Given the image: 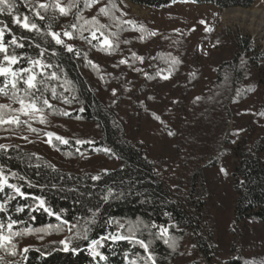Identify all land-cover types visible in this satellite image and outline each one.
Wrapping results in <instances>:
<instances>
[{"label":"trees","instance_id":"1","mask_svg":"<svg viewBox=\"0 0 264 264\" xmlns=\"http://www.w3.org/2000/svg\"><path fill=\"white\" fill-rule=\"evenodd\" d=\"M124 1L147 9H160L173 3V0ZM255 1L196 0L193 3L220 9H247ZM9 3L14 5L11 13L6 5L0 6L5 9L0 12V27L6 26L4 43L9 55L25 57L13 68L28 67L26 57L51 64L52 67L45 69L36 79L43 81L38 87L52 107L38 102V106L44 109L45 123L29 116H14L11 108H0V117L6 121L0 123V145L6 146L0 149V167L8 177V183L20 187L27 197H21L8 187L0 192V203H4L9 196L15 197L7 202V212H0L5 231L9 216L23 221L14 225L13 231L58 225L55 216H49L42 209L32 211L29 207L38 204L33 196L41 197L54 212L65 210L61 216L68 224H77L81 231L86 226L90 227L89 239L118 232L126 235L130 222L142 221L149 227L141 225L136 235L146 242L153 241L150 251L155 253L157 264H199V259H191L187 242L198 240L197 246L205 259L212 260L214 244H210L200 230H205L212 239L213 233L208 230L210 225L215 227L217 223L215 220L213 223L206 206L210 199L220 195L211 188L219 178H226L228 183L231 181L229 188L232 196L222 200L221 204L232 206L235 221L241 225L253 222L264 226V135L249 142L256 120L264 117L260 115L264 112V94L259 105L253 104L242 112L258 90L257 84L249 77H252L257 62L264 59L263 56L253 58L244 54L236 65H231L233 60L225 62L218 67L217 76L206 90L199 96L190 97L201 83L202 67L192 59L194 54L189 50L184 35L177 32L149 35L152 31L143 22L121 15L118 0H99L91 7L85 6V0H9ZM69 4L75 6L68 9ZM113 4L115 7H112ZM101 7H108L110 15L101 14ZM60 8L68 10V14H61ZM17 16L22 22L24 17H28V23H35L37 28L29 30L15 23L14 17ZM93 17L98 24L85 23ZM127 21L135 22V28ZM73 25L76 27L73 28ZM99 25L105 27L100 28ZM140 26L144 31L137 30ZM53 32L60 33V38L74 51L68 52L63 45H57L50 35ZM65 32H71L72 38L64 36ZM92 32H96L100 40L107 37L115 50L111 54L98 50V41L92 38ZM13 37L17 44L24 47L11 44ZM41 49L46 50L43 56L40 55ZM132 53L144 57L143 62L133 61ZM3 55L0 53V60H3ZM171 57L178 58L180 63L173 65ZM89 60L99 66V71L88 64ZM121 60L128 63L119 64ZM170 69L168 79L156 75L157 72L168 75ZM34 71L39 73L40 69ZM52 72H56L59 79L51 78ZM145 73L154 78L148 79ZM3 85L4 79L0 77V87ZM17 87L20 91L12 89L9 84L7 94L0 93V100L14 104L19 103L17 97H23L27 102L30 97L25 95L26 85L19 82ZM52 88L56 89L55 99L52 98ZM249 88L254 90L247 91ZM113 89L116 90L115 95ZM239 90L244 91L238 94ZM65 97L71 102L65 103ZM153 113L160 120L155 119ZM230 115L233 125L243 122L241 129L246 137L233 142L232 138L237 133L230 132L226 148L213 158L215 150L220 149L219 141ZM244 116L249 117L244 121ZM142 118L152 129L155 125L158 127V144L170 152L168 162L177 161L174 169L176 172L182 170L180 180L175 178V181L172 176L162 178L157 174L156 170L162 162L152 160L147 149L133 139L141 128H145V125L141 126ZM16 119L20 121L18 124L10 122ZM76 123L83 124L86 130L69 131L63 127ZM33 128L38 131H32ZM169 131L174 135H169ZM49 132L65 138L68 143L61 144L54 139L53 147L47 143L46 133ZM77 140L91 143L77 144ZM105 148L111 149V152L103 151ZM229 153L235 160L230 173L225 168ZM202 161L206 164L200 167ZM221 168L226 170L227 175L221 172ZM216 170L219 171L218 177L213 179ZM13 172L17 175L12 176ZM95 176L100 179H93ZM169 180L174 181V188H171ZM29 181L32 187L28 186ZM180 182L182 185L185 182L188 189V194L180 199L184 210L179 204ZM197 182L202 186L199 195L196 194ZM106 195L107 200L104 199ZM17 207H24V211L17 212ZM93 212L97 213L96 223L86 225ZM109 220L118 223L109 224ZM153 222L157 226L176 225L169 227V234L176 239L174 250L157 239L158 227H150ZM119 224H125V229H120ZM75 232L76 229L69 231L68 225H60L59 231H32L13 237L16 254L0 249V264H128V260L134 259L137 254L146 255L138 245L133 247L126 240L111 239L103 240V247L98 249L107 260L93 258L87 250L88 241L84 240L73 239L70 247H78L80 250L77 252L62 250L64 246L60 242L74 237ZM25 248L29 249L27 253L23 252ZM227 264L242 262L236 259L229 260Z\"/></svg>","mask_w":264,"mask_h":264},{"label":"rangeland","instance_id":"2","mask_svg":"<svg viewBox=\"0 0 264 264\" xmlns=\"http://www.w3.org/2000/svg\"><path fill=\"white\" fill-rule=\"evenodd\" d=\"M37 1L43 2L44 0ZM118 9L125 18L143 22L145 26L152 32H155L157 36L169 32H177L178 34L184 35L189 50L194 54L192 59L202 67L201 83L199 87L192 92L190 97L199 96L206 90L209 83L217 76L218 67L225 64V62L230 63L233 60L231 65H236L239 57L244 54L253 58H260V56L264 57V37L259 39L254 35L252 29L242 25L240 26V22L235 18H229L234 15L232 11L264 9L263 0H256L252 7L247 9L240 7L220 9L213 5H199L191 1L181 2V0H177L164 8L147 9L128 1L118 0ZM227 12H230V14ZM202 20L205 22L204 24L200 23ZM206 28L211 30L206 31ZM193 29L195 30L193 31ZM249 80H253L252 82L257 84L258 90L254 92L249 102L242 108V112H245L247 108L250 109V106L253 104L259 105L260 102H262L261 97L264 94V59H260L257 62V67L253 70L252 77H249ZM0 105H7L8 107L6 108H11L14 116L27 117L22 112L16 111L20 109V103L9 104L0 100ZM41 115L42 113L36 114L37 117ZM42 116L44 117V115ZM247 117L249 116H244L243 120L245 121ZM142 119L141 126L143 127L145 125V128H141L139 133L133 136V139L140 142L144 149H147L152 160L160 163L162 162L163 166L162 164L159 165L156 170L157 174L162 178L172 176L174 180L175 178L180 180L179 176L181 175L182 177L183 172L181 169L177 172L174 169L177 161H171L172 163L168 162V158L171 156L170 152L164 150V147L162 148L161 145L158 144V135L156 133L158 127L155 125V129H152L150 127L151 125L145 121V118ZM241 126L243 127V122L233 125L232 116L230 115L227 127L219 141V145H221L220 149L215 150L213 158L220 155V150L222 148H226L225 144L230 132L232 133L235 131V133H237V135L232 138L233 142L246 137V134L242 132ZM63 127L69 131L86 130V127L79 123L71 125L65 124ZM253 128V135L249 142L254 140L257 136L260 137L264 135V117L256 120L255 127ZM0 143H2V141ZM232 147L234 148V146ZM225 160V168L228 173H230L232 164L235 163V160L232 158L231 154L228 155ZM205 164L206 161H202L200 167H203ZM218 172L217 170L214 172L213 179L214 177H218ZM169 181H171L169 182L171 188H174V181ZM184 183L182 185V182H180L181 186H179V204L183 207V210L185 206L180 199L188 194V189ZM229 183L226 182V178H221V180L219 178L216 185L214 184V186L211 187L214 192L220 193L219 197H216V195L210 199L206 206L208 209L207 212H210V216L213 218V223L214 220L217 223L215 227L210 225V230H208L213 233L212 239L205 230H200L203 236H207L205 237L207 238L206 240L209 243L211 242L210 244H214L215 250H213L212 253V260L209 261L205 259L202 251L197 246L198 240L193 241V243L187 242L191 259H199V264H227L229 260L236 259L241 261L242 264H264V226L253 222H247L243 225L238 224L235 221L232 206H226V203L221 204L222 200H228L232 196ZM201 193L202 186L197 182L196 194L199 195ZM191 245H193L192 248Z\"/></svg>","mask_w":264,"mask_h":264},{"label":"snow or ice","instance_id":"3","mask_svg":"<svg viewBox=\"0 0 264 264\" xmlns=\"http://www.w3.org/2000/svg\"><path fill=\"white\" fill-rule=\"evenodd\" d=\"M173 2H176V0H173ZM181 2H189V0H181ZM191 2H196V0H191ZM96 3H99V0H85V6L86 7H91L93 4H96ZM2 5L7 6V10L9 13L12 12L14 5L9 3V0H0V6H2ZM74 6H75L74 4H69L68 9H71ZM40 7L43 8V7H45V5H40ZM57 7H59L58 4H57ZM112 7H115V5L113 4ZM4 10H5L4 7H0V12H3ZM60 12L63 15L68 14V10H66L65 8H60ZM99 12L103 15H106V16L110 15V9L108 7H101L99 9ZM14 22L17 24H22V26L24 28L29 29V30L37 28V25L35 23H31V24L28 23V17H24L23 22L20 20V18L18 16L14 17ZM85 23L86 24H98V21L96 20L95 17H93L91 21H85ZM126 23L132 24L133 28H135V22L127 21ZM200 23L204 24L205 22L202 20V21H200ZM72 27L75 28L76 26L73 25ZM99 27L104 28L105 26L99 25ZM137 30L144 31L143 26H140V28ZM194 30L195 29H193V31ZM205 30L210 31L211 29L206 28ZM5 31H6V26L0 27V53L4 54L3 60H0V77L4 78V85H3V87H0V93L7 94L6 90L8 89L9 84L11 85L12 89H14L16 91H20V89L17 87V85L19 82H22L24 85H26V87L24 89L25 95L27 97H30V99L26 102L25 98L17 97V100L20 103L21 107H20V109H18L16 111L22 112L26 116H31V118H38L40 123H45L46 121L42 115L39 117L36 116L37 113H42L44 111L43 107L38 106V102L42 101V104L49 107V108H51L52 105L49 103L48 99L43 96V93L40 92V88L38 87V85L43 84V81L37 80L36 77L38 75L43 74L44 70L47 68H51L52 65L45 63L42 59H33L32 57H26V59L28 60L29 66L14 69L13 65L18 64L20 62V60L25 59V57L17 56L16 54H11V55L8 54L7 45L4 43ZM50 35L55 40V43L57 45H63L68 52L74 51V49L71 45L65 44L64 40L60 38V33L53 32V33H50ZM100 35L103 36L104 35L103 32H101ZM113 35H115V34H113ZM149 35H156V33L152 32V33H149ZM64 36H67L70 39V38H72V33L71 32H65ZM91 36L93 39H96L98 41V45H97L98 50L108 52L109 54H111V52L115 50L112 42L109 41L107 37H104L103 40H100V38L96 35V32H92ZM81 38L83 39L85 37L81 36ZM89 42H91V41H89ZM125 43H128V41H125ZM11 44H15V45H17V47H24L23 44H17L15 37H13V39L11 40ZM37 47H39V45H37ZM116 47H118V45H116ZM45 51H46L45 49H41L40 55L43 56ZM52 54L56 55L55 52H53ZM77 55H79L78 52H77ZM132 59H133V61L139 60L140 62H143L144 57H140V56H137L136 53H132ZM5 62H7L6 65H5ZM171 62L173 65L180 63L179 59L176 57H171ZM126 63H128L127 60L119 61V64H126ZM88 64L91 65V67L93 69L99 71V66L94 64L92 61L89 60ZM129 66L131 67V65H129ZM36 68L40 69L39 73L34 71V69H36ZM136 71H142V70L136 69ZM156 75L160 76L162 79H168L169 76L171 75V69L169 70L168 75H161L160 72H157ZM145 76L148 79L154 78L152 76H148L147 73H145ZM51 78L59 79L56 72L51 73ZM101 79H103V77H101ZM68 83H71V82L69 81ZM45 90H47V89H45ZM65 90L67 91V89H65ZM253 90H254L253 88H249L247 91H253ZM115 91L116 90L113 89V95H115ZM243 91L244 90H239L238 94H240ZM51 92H52V98L55 99L57 97L56 89L52 88ZM36 93H40V95H37ZM13 94L15 95V93H13ZM197 99H199V97ZM64 102L70 103L71 101H69L65 97ZM6 107H8V106L7 105H0V108H6ZM81 111H83V109H81ZM63 114L67 115L68 113H63ZM152 115L155 119L160 120V117L157 116L155 113H153ZM260 115H264V112H261ZM4 122H6V121H4L2 117H0V123H4ZM10 122H14V123L18 124L20 121L18 119H16V120L10 121ZM161 123H163V121H161ZM31 130L34 132L38 131L37 129H34V128ZM168 134L174 135V133L171 131H169ZM46 135L48 137L47 143H49L53 147H55V145L53 144L54 139L59 141L61 144H67L68 143V141L65 138L57 136L55 133L49 132V133H46ZM25 139H27V138L25 137ZM76 143L77 144H85V143H91V142L90 141H84V140H77ZM3 148H6V146L0 145V149H3ZM95 150L100 151L101 149H95ZM103 151L111 152V149L105 148V149H103ZM68 155H71V153H68ZM37 167H39V165H37ZM49 167H53V170H55L54 166L49 165ZM221 172H223L225 175H227V172L224 168H221ZM11 175L16 176L17 173L13 172V173H11ZM21 179H23V177H21ZM93 179L99 180L100 177L95 176V177H93ZM28 186L29 187L33 186L30 181L28 183ZM5 187L11 188L15 191V193H17L21 197L27 198L26 194L21 191L20 187H18L15 184H9L8 183V177L4 175L3 168L0 167V192H3ZM109 195H111V190H109ZM14 198L15 197H13V196H9V197H7V199L4 203H0V212L6 213L8 210L6 207L7 202L14 199ZM32 199L38 201V204L35 207L29 206L32 211H39L42 209L49 216H55L57 221H59V224L56 226L48 225L47 228H35V229L24 228L21 231H13V226L18 224V223H23V221L15 220L11 216H9L8 222H7V231H5V223L0 221V249H5L11 255L16 254L15 253L16 245L14 243H12L13 237L29 234L32 231L44 232V231H47L48 229H55V230L59 231L60 225H68L69 231L76 229V232H75L74 237L67 238L66 240H63L60 242L64 246L62 249L64 251H69V250H71L73 252L79 251L80 249L78 247H70V245L72 244L73 239L84 240V241H88L87 250L89 251V254L93 258L99 257L101 260H107V257L105 255H103L98 250L100 247H103L102 241L106 240V239H111L112 241L126 240L133 247L138 245L146 253L145 256H140L139 254H137L134 259L128 260V264H138V262H140V261H142L143 264H157V258H156L155 253L153 251H150L152 244H153V241L149 240L146 242L144 239L139 238L136 235V233L140 231L141 225H143V227L147 228V227H149L148 224H145L142 221H138L135 224L130 222L127 225V234L126 235L118 232V233H110L107 237H100L99 239H89V233L91 231L90 227L86 226L81 231L77 224H68V221H66L62 218L61 212L65 211V210H61V212H54L50 206H46L45 200L43 198L33 196ZM104 199L107 200L108 196L106 195L104 197ZM16 211L17 212H23L24 207H17ZM96 215H97V213L93 212L92 218L90 220L86 221V225L95 224L96 223ZM165 215L167 216L169 214L165 213ZM32 219H35V217H32ZM108 223L112 224V223H118V222L109 220ZM175 226H176L175 224H171L167 227H165L164 225L157 226L155 224V222H153L150 225V227H152V228L158 227V232L156 234L157 239L162 240L165 245H167L169 248H171L173 250L176 247V239L169 234V227H175ZM125 227H126L125 224H119L120 229H125ZM141 235H142V233H141ZM9 246H10V248H9ZM28 251H29L28 248L23 249L24 253H27ZM127 255L128 254L125 253L126 257H127ZM0 259H2V258H0Z\"/></svg>","mask_w":264,"mask_h":264},{"label":"bare ground","instance_id":"4","mask_svg":"<svg viewBox=\"0 0 264 264\" xmlns=\"http://www.w3.org/2000/svg\"><path fill=\"white\" fill-rule=\"evenodd\" d=\"M232 12H234V15H232V17H229L230 19L235 18L236 20H238V22H240V26L242 25L252 29L254 35L259 39H262L264 37V9H253L251 11L236 10ZM227 13L230 14V12Z\"/></svg>","mask_w":264,"mask_h":264}]
</instances>
